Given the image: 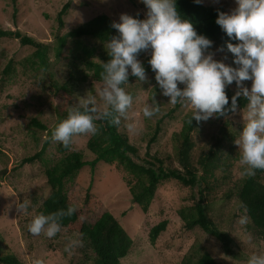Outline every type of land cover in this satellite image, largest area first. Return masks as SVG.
<instances>
[{"label": "rangeland", "instance_id": "rangeland-1", "mask_svg": "<svg viewBox=\"0 0 264 264\" xmlns=\"http://www.w3.org/2000/svg\"><path fill=\"white\" fill-rule=\"evenodd\" d=\"M67 3H70V7L62 20L63 26H60L58 13ZM201 3L221 7L225 13L237 6L235 0H201ZM147 11L142 0H0V28L19 32L45 44L49 43L50 53L53 54L52 46L57 36H64L70 29L95 16L105 13L119 23L121 14L133 16L139 12L146 18ZM90 42L95 43L92 40ZM32 52L33 49L28 45H22L19 39L0 40V75L8 61H20ZM226 55L217 53L214 59L223 61L228 66L237 67L230 63ZM50 56L47 71L29 74L28 78L17 75L13 82L7 78L3 82L0 81V256L12 255L22 264H33L37 259L43 264H87L79 252L80 245L73 248L71 254L65 251L69 240L76 237L64 229L53 237L52 250L47 247L48 237L45 234L34 236L28 231V225L36 216L42 201L48 196L49 188L45 184L43 161L25 164L20 168L18 165L24 157L40 151L45 142H48V145L43 158L50 163L59 156L55 150L58 142L48 133L57 119L55 90L51 89V86L56 83L61 85L67 81L69 54L65 49L59 59ZM79 68L78 77L86 71L83 67ZM129 77L130 81L125 91L133 97V103L126 115L135 125V130L130 134L131 140L140 147L142 156L146 153L150 129L154 125L151 118L144 117V106L159 102L160 111L154 117L160 118L177 104L180 105L171 114L172 118L164 120L163 131L149 150L151 155L156 153L162 155L161 157L170 155L172 166L178 167L173 159L175 149L167 144V137L178 130V121L181 117L192 114L194 109L185 103L172 104L165 96L163 101L152 98V93L163 96L154 72L146 74L144 82L132 76L130 70ZM40 80H43L45 88L49 89V95L41 96L40 89L35 85L39 84ZM178 86L181 89L184 87ZM244 86L250 89L251 81L244 82ZM102 87L103 81L95 82L89 78L74 89L72 98L78 105H83L89 96H94L98 113L106 108L99 95ZM229 87L233 92L238 90L235 83ZM39 102H42L40 106ZM245 115L246 110L239 111L228 120L231 129L239 135L245 124ZM32 118L37 119L46 130L29 128L28 124ZM88 136L89 134L75 135L71 144L75 151L83 153L85 162L91 163L95 156L86 148ZM237 176L242 177L239 171ZM66 186L77 207L82 208L86 193H91L98 197L102 211L107 210L118 219L132 240L131 249L121 264H180L182 258L191 250L200 249L208 252L218 264H246L253 254L264 253V242L249 231L248 220L245 224L239 223L243 215L233 200L224 207L217 205V209L211 213L213 221L228 233L232 240L231 253L227 255L216 239L199 228L191 231L184 228L182 220L177 216V210L185 205L190 206L193 201L191 191L176 181L169 180L158 186L156 199L146 214L132 204L122 174L104 163L98 162L94 166L86 164ZM21 203L27 207L19 211ZM163 220L168 222L166 231L151 244L149 231Z\"/></svg>", "mask_w": 264, "mask_h": 264}, {"label": "trees", "instance_id": "trees-1", "mask_svg": "<svg viewBox=\"0 0 264 264\" xmlns=\"http://www.w3.org/2000/svg\"><path fill=\"white\" fill-rule=\"evenodd\" d=\"M177 11L183 19L189 20L199 35H204L213 42L210 52L226 53L230 63L234 56L228 52L227 43L236 44L230 40L226 33L216 24L218 11L225 12L223 8L204 5L194 0H176ZM70 3L62 7L58 13L59 25L63 26V18L67 15ZM132 17L145 19V15L136 12ZM113 21L107 14L94 18L67 31L64 36H57L52 46L53 54L50 53L51 45L45 44L32 37L21 35L16 31L0 28V40L5 38L19 39L22 45H28L33 52L20 61L10 60L3 68L0 81L5 78L14 81L19 75L28 78L29 74L47 71L49 60L52 55L59 59L63 50L68 51L69 70L67 81L61 85L54 84V99L56 101V123L49 130V135L56 125L66 119L71 108L81 106L74 102L72 94L75 88L89 78L95 82H101L102 63H106L110 57L106 51V44L119 33L111 25ZM95 41L91 43L90 41ZM69 42V45H68ZM68 46V47H67ZM223 47L224 51L217 49ZM150 50L141 52L138 59L142 62L146 74L152 71L148 61ZM86 69L78 77V69ZM128 83L121 85L126 89ZM11 82V83H12ZM40 89L41 96L49 95V89L45 88L43 80L35 84ZM52 91V90H51ZM229 103L236 92L228 86L226 89ZM159 101L165 100L164 96L151 94ZM40 98V97H39ZM42 102H39V106ZM159 103V102H158ZM247 101L240 97L238 100L239 111L246 110ZM180 105H176L160 118L154 116L150 119L154 125L150 129L149 140L146 144V153L141 155L140 147L131 140V131L128 128L132 123L128 116L121 117L119 125L110 123V118H97L94 123L97 126L96 134H89L86 148L95 156L91 163L84 161L83 153L75 151L72 144L64 147L58 142L55 150L58 159L49 163L43 158L48 142H45L40 151L24 157L18 167L34 162H44V179L49 188L48 196L40 204L36 215H49L61 210L67 212L69 207H75L76 211L71 215H65L59 221L61 229L81 239L79 251L87 264H121L132 246V240L120 225L118 219L109 211L101 210V202L98 197L86 193L84 206L77 207L68 194L66 184L74 179L78 171L86 164L94 166L101 162L106 166L113 167L122 174V180L127 187L131 202L140 212L146 214L156 199L158 186L169 180L176 181L181 186L191 191L190 206H182L177 210V216L182 220L184 228L191 231L199 228L207 235L216 239L227 255L231 253L232 240L228 233L222 230L211 218V213L216 206L224 207L232 200L242 215L248 217L249 231L260 241L264 242V170H256L254 176L238 177L242 166L239 164L241 152L234 143L240 135L229 126V117L234 115L229 112L225 117L213 116L207 121L197 122L189 120L192 114H186L178 121V130L173 131L167 137V144L174 150V161L178 167L172 166V157L158 153L151 155L149 150L156 143L163 131V123L166 118H172V113ZM111 109L106 108L98 113L102 117L103 112ZM143 119H141L142 121ZM28 127L38 128L42 131L46 127L37 119L32 118ZM35 137V136H33ZM35 139V138H34ZM36 140V139H35ZM5 156L3 153H1ZM6 164V162H5ZM237 176V177H236ZM193 193V194H192ZM246 209V212H245ZM91 219V220H90ZM93 219V220H92ZM168 222L163 220L153 226L149 231V242L154 244L158 237L166 231ZM57 234L54 236L56 237ZM47 247L53 249V237L47 238ZM79 247V248H80ZM81 257V259H82ZM0 264H22L12 255L0 256ZM180 264H218L205 250H191L182 258Z\"/></svg>", "mask_w": 264, "mask_h": 264}, {"label": "clouds", "instance_id": "clouds-1", "mask_svg": "<svg viewBox=\"0 0 264 264\" xmlns=\"http://www.w3.org/2000/svg\"><path fill=\"white\" fill-rule=\"evenodd\" d=\"M142 2L148 9L145 19L121 14L120 22L111 25L119 35L106 44L110 59L102 63L103 87L99 93L111 110L97 117L94 115L97 113L96 98L89 96L83 105L71 108L67 118L56 125L52 139L67 148L75 135L96 134L94 121L97 118H110V123L119 125L133 103V97L121 85L128 83L129 70L140 82L146 81V71L138 57L141 52L150 50L148 63L162 95L172 104L185 103L194 109L190 124L193 119L200 122L214 115L235 114L239 109V98L247 101L245 124L240 138L234 141L241 152V175L251 177L256 170H264V0H235L237 6L230 12L218 11L216 24L230 40L237 41L226 44L237 67L214 59L215 53L209 51L213 42L199 35L193 24L181 17L176 0ZM194 2L199 4L201 0ZM217 51L223 52L224 48ZM246 81H251L250 89L244 86ZM233 83L238 90L229 103L226 89ZM178 85H184L183 89ZM159 111L156 102L145 105L143 115L152 118ZM128 128L134 131L135 125L129 124ZM26 207L21 203L18 209L21 211ZM75 211V207H69L67 212L36 215L29 223L28 231L34 236L43 233L52 238L61 231L60 219ZM247 220V215H243L239 223L245 224ZM81 242L79 238L70 239L65 251L71 254ZM33 264L43 262L37 259ZM246 264H264V253L253 254Z\"/></svg>", "mask_w": 264, "mask_h": 264}]
</instances>
